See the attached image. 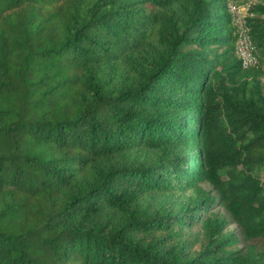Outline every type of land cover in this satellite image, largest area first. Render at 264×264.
<instances>
[{
	"label": "trees",
	"instance_id": "trees-1",
	"mask_svg": "<svg viewBox=\"0 0 264 264\" xmlns=\"http://www.w3.org/2000/svg\"><path fill=\"white\" fill-rule=\"evenodd\" d=\"M263 77L226 0H0V264H264Z\"/></svg>",
	"mask_w": 264,
	"mask_h": 264
},
{
	"label": "rangeland",
	"instance_id": "rangeland-1",
	"mask_svg": "<svg viewBox=\"0 0 264 264\" xmlns=\"http://www.w3.org/2000/svg\"><path fill=\"white\" fill-rule=\"evenodd\" d=\"M256 5L259 3L264 4V0H255ZM262 85L264 86V77L261 78ZM139 156V155H138ZM137 155H134L132 160L139 161ZM204 188L209 192H213L212 188L205 184ZM212 195L216 196L213 192ZM193 196L191 192L186 193H167V194H155L152 196H147L141 199V201L136 205V207L146 213L150 217H155L158 214V210L162 209L167 214L172 215H183L185 209L188 210L193 206ZM219 219H225L227 221L226 229L222 233V238L237 237L241 238L240 228L233 224L228 213L220 207L219 204H214V207L210 210ZM200 237V230L197 227L194 228H183L180 232V238L182 242L190 249L193 247L191 243H196V239ZM241 247V246H239Z\"/></svg>",
	"mask_w": 264,
	"mask_h": 264
},
{
	"label": "built area",
	"instance_id": "built-area-1",
	"mask_svg": "<svg viewBox=\"0 0 264 264\" xmlns=\"http://www.w3.org/2000/svg\"><path fill=\"white\" fill-rule=\"evenodd\" d=\"M230 23L233 27L235 54L243 69H262L264 61L251 36L249 19L256 6L255 0H226Z\"/></svg>",
	"mask_w": 264,
	"mask_h": 264
}]
</instances>
